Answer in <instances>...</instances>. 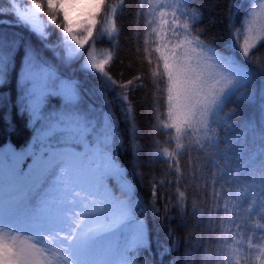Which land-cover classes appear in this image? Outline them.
Masks as SVG:
<instances>
[{"label": "snow or ice", "instance_id": "obj_1", "mask_svg": "<svg viewBox=\"0 0 264 264\" xmlns=\"http://www.w3.org/2000/svg\"><path fill=\"white\" fill-rule=\"evenodd\" d=\"M7 2L8 8L0 6V16L11 15L14 21L3 22H14L16 26L25 27L41 40L47 39L45 27L48 22L56 25L61 29V43L67 53L65 61L71 63L85 56L82 67L99 74L102 88L121 90L116 92L115 98L123 104L121 113L124 122L129 125L131 136L135 129V109L128 91L129 86L140 81L141 77L136 76L127 82L114 79L106 68L113 58L111 52L98 59L95 54L96 40L92 39L97 17L102 13V22L109 26L101 29L100 36L107 33L111 38L113 32H118L114 16L116 7L109 5L107 0ZM189 2L155 0L158 11L146 20L150 27L146 37L153 36L154 39H145V52L149 63L152 62V51L158 54L157 60L162 64L163 76L166 77L167 120L161 123L165 129L173 130L169 140L175 142L177 150L185 147L182 139H187L189 145L194 144L203 151L219 140L213 125L225 102L246 87L253 74L239 61L205 44L199 35L192 36L191 22L201 19L202 13L197 9L189 10ZM250 2L253 7L248 14L253 19L242 22L246 25L247 35L241 48L243 57L249 62L257 43L264 42V27L255 34L253 28L257 9L264 12V0ZM152 3L153 0H148L149 13L154 12ZM123 4L124 0H120L121 9ZM140 7L141 10L144 8V0H141ZM107 10L112 14L111 20ZM41 14L46 16V21ZM149 43L156 45L151 51L147 47ZM85 45H88L87 49ZM21 47L23 80L25 85H31L27 89L28 96L39 93L43 102L49 97L63 95L68 111L46 118L37 136L36 151H10L11 165L7 172L0 159V264H139V253L142 250L150 251L144 222L139 219L143 213H137V208L142 205L127 181L119 186L120 195H116L109 185L115 176L123 178L126 173L117 163L116 149L123 141L118 139L119 121L109 107L111 102L105 99L99 119L90 118L87 113L94 111V108H81L83 95L77 82L61 81L57 92L59 78L50 66H45L46 62L40 60L38 52L16 40L6 42L2 34L0 86L9 83L14 57ZM258 67L264 70V66ZM160 75L159 71H153L154 80ZM136 86L142 87L143 84ZM157 88L159 90L158 84ZM38 107V104H31L32 114L37 119L40 118L37 116ZM248 129L254 135L257 132L256 126L249 121L243 136V147L239 149L241 158L249 152ZM259 138L258 148L247 156L248 178L252 180L249 187L259 189L260 210L264 212V125L260 126ZM240 140L241 137H237V141ZM132 147L134 153L139 150L135 143ZM162 155L170 158V171L179 175V151L170 152L164 148ZM27 156L32 157L31 164L25 163ZM215 183L213 180V185ZM224 191L230 192L231 189ZM152 196L155 214L159 211L154 204L155 184ZM177 196V206L183 215L185 192L177 190ZM213 196L218 199L221 191H214ZM255 203L254 194L252 204ZM167 211L165 207V213ZM247 211L251 213L253 209L249 207ZM229 212V205L225 202V216ZM208 220L210 224L215 221L211 209ZM235 227L239 229L241 225ZM257 227L264 231V224ZM169 236H172L171 232ZM217 240L225 249L237 251L228 244L225 235L217 237ZM236 243L239 245L240 241ZM258 244L255 261L256 264H264V238ZM246 247L253 250L251 242ZM164 251H175V243ZM217 255L218 264H232L231 258L219 249ZM144 264H148V261L145 260Z\"/></svg>", "mask_w": 264, "mask_h": 264}, {"label": "trees", "instance_id": "obj_2", "mask_svg": "<svg viewBox=\"0 0 264 264\" xmlns=\"http://www.w3.org/2000/svg\"><path fill=\"white\" fill-rule=\"evenodd\" d=\"M116 7L115 24L118 32L111 38L102 28L108 24L102 22L103 13L97 17L93 33L96 40L95 54L98 59L111 52L112 60L106 68L114 79L127 82L136 76L141 80L129 86L128 96L135 109V129L129 134V125L124 122L121 113L122 102L115 98L120 89L108 91L102 88V79L94 70L82 67L85 56L65 61L67 55L61 43V29L48 22L47 39L41 40L37 34L25 27L3 22L14 21L11 15L0 16V34L6 42L16 40L22 45L33 47L45 66H54L57 80V92L61 81H75L81 89L82 109H93L87 113L90 118L99 119L104 101H110L109 107L119 121V136L122 140L118 146L117 162L126 169L133 183V192L142 207L137 208L139 219L145 218L149 226L150 251L139 253V264H218V249L231 258L232 264H256L258 241L264 238V231L257 225L264 224V212L260 210L259 189L249 187L252 180L248 178L249 161L247 156L260 145L259 129L264 125V42H258L252 51L251 61L245 60L241 48L246 38V25L243 21H252L249 10L253 7L250 0H190L189 10L197 9L202 13L201 19L192 23V36L199 35L200 40L225 56H231L252 72L251 82L230 97L216 117L213 128L219 140L211 147L201 151L194 144L189 145L182 139L185 147L175 148V142L169 140L172 129H165L161 121L167 120L162 64L157 60L158 54L152 51L151 63L145 52V39L150 27L146 20L155 13V0L152 3L153 13H149L148 0H124L122 9L120 0H107ZM0 6L8 8L7 0H0ZM109 11V20L112 14ZM139 11V15H138ZM43 17L46 19V16ZM183 19V17L181 18ZM238 33V35H237ZM91 43V41H90ZM151 51L155 44L147 45ZM171 47V45H169ZM88 45H85V49ZM23 47L14 57V68L9 74V83L0 86V150L8 143L25 151L28 147L37 149V136L46 123V118L57 113H65L66 101L63 95L49 97L37 110V119L31 110L33 96H28L23 80L22 60ZM160 76L153 78V71ZM143 84L137 87V84ZM157 84L159 90L157 88ZM251 121L257 129L256 134L248 129L247 141L249 152L241 158L239 149L243 147V136L246 125ZM237 137H241L238 142ZM133 143L138 147L134 153ZM170 152L179 151L180 174L170 171V158L162 155L163 149ZM10 159V152H8ZM213 180L216 181L213 185ZM162 182V183H161ZM156 187L155 209L153 208V185ZM230 188L231 191H224ZM177 190L185 192L186 206L183 215L177 206ZM214 191H221V196L214 198ZM120 193V191L118 190ZM254 194L256 203L252 204ZM193 202L196 204L193 210ZM227 202L230 212L224 214V203ZM165 207L168 211L165 213ZM253 211L249 213L247 209ZM212 210L215 221L209 223L208 214ZM201 210L203 215L201 217ZM241 227L237 229L235 226ZM172 236H169V233ZM239 233V235H236ZM225 235L232 248L225 249L217 237ZM251 238V241L249 240ZM237 241H240L237 245ZM252 243L253 250L246 245ZM175 251L165 252L172 248Z\"/></svg>", "mask_w": 264, "mask_h": 264}, {"label": "rangeland", "instance_id": "obj_3", "mask_svg": "<svg viewBox=\"0 0 264 264\" xmlns=\"http://www.w3.org/2000/svg\"><path fill=\"white\" fill-rule=\"evenodd\" d=\"M257 13H258L257 18L255 19V23L253 24V28L255 30L254 34L255 33H258L261 30V28L264 27V12H261L260 9H257ZM41 17H42V19H44L46 21V19L43 17V14H41ZM3 21H6V20H3ZM10 24H12V23H10ZM47 27H48V25L45 27V32H47ZM94 31H95V29L93 30V33H94ZM75 47L78 48V46H75ZM50 67L53 69V71L55 70L54 67H52V66H50ZM44 101L45 100H43V102H41L40 97H39V93H37L36 95H33V98L31 100L30 105L33 104V103H35V104H38L39 107H40V106H42V104L44 103ZM38 108H37V110H38ZM12 150H14L17 153H20L19 150H17L15 147H13L10 144L7 145V146H5V147H3L1 149V152H0V154H2V156H0V159H2V161H3V166H4L5 172L8 171V169H9V167L11 165V160L8 159L7 153L9 151H12ZM77 150L79 151L80 149H77ZM30 152H33V151L32 150H29L28 153H30ZM28 157H30V161L27 160ZM26 161H27L26 164H31L32 157L31 156H27L25 162ZM121 167L124 168L123 166H121ZM25 171H27V168H25ZM125 181H127L128 183H130L132 185V188H133L132 180L128 177L127 173H125V176L123 178H121L119 176H115L113 179H111L109 181V185H110V187H112L113 191H115L116 195H120V193L118 192L119 186L122 185ZM140 220L144 222L145 231H146V234L148 235L149 234V230H148L149 226H148L147 220L145 218L140 219ZM133 227H135V225H133ZM23 239H24V237L21 236V240H23ZM29 242H31V241H29Z\"/></svg>", "mask_w": 264, "mask_h": 264}]
</instances>
